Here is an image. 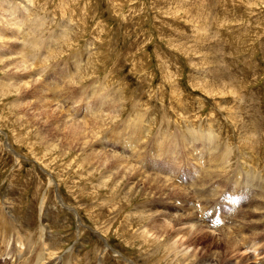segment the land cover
Instances as JSON below:
<instances>
[{"label":"rangeland","instance_id":"obj_1","mask_svg":"<svg viewBox=\"0 0 264 264\" xmlns=\"http://www.w3.org/2000/svg\"><path fill=\"white\" fill-rule=\"evenodd\" d=\"M13 61L44 84L36 96L14 87ZM40 105L106 119L94 142L68 145ZM94 143L191 194L132 187L90 161ZM182 210L233 238L215 264H264V0H0V264L43 262L45 245V264H193L151 229ZM211 234L199 258L219 252Z\"/></svg>","mask_w":264,"mask_h":264},{"label":"bare ground","instance_id":"obj_2","mask_svg":"<svg viewBox=\"0 0 264 264\" xmlns=\"http://www.w3.org/2000/svg\"><path fill=\"white\" fill-rule=\"evenodd\" d=\"M23 30H25V29H23ZM27 40L25 39V42H26ZM28 43V42H27ZM27 45V44H26ZM33 49V48H32ZM36 54V53H35ZM37 56V55H36ZM24 59V58H23ZM32 62V61H31ZM35 62V61H34ZM33 62V63H34ZM12 65L11 66H13V67H15L16 69H18V73H19V76H21L22 77V75H23V72L25 71V66H21V65H19L17 62H15V61H13L12 63H11ZM27 68L29 67V66H26ZM15 69V70H16ZM26 72H27V69H26ZM24 73L25 75H23V77L21 78V81H19V84H18V86L16 85V86H14V87H16L17 88V90H19V92L21 91V93L20 94H30V93H35V94H32V95H35L36 96V94H38V91H40L42 88H44L45 86H44V84L41 82V83H37V79H35V78H32V80H33V82H31V83H29V81H27L28 79H30L31 77H29L28 76V74L27 73ZM41 74V73H40ZM39 76V75H38ZM43 76V75H42ZM72 77V76H71ZM43 78H44V76H43ZM65 78H67V76L65 75ZM71 80V79H70ZM65 83V82H64ZM69 83V82H68ZM66 84V83H65ZM51 85V84H50ZM67 85V84H66ZM10 86V85H9ZM55 87L57 88V86L55 85ZM60 87V86H59ZM59 87H58V89H59ZM63 89V88H62ZM61 89V90H62ZM66 89H67V87H66ZM55 90V89H54ZM53 90V91H54ZM57 90V89H56ZM55 90V91H56ZM60 90V91H61ZM85 90V89H84ZM54 91V92H55ZM59 91V92H60ZM41 92V91H40ZM56 93V92H55ZM69 93V92H68ZM18 94V93H17ZM57 94V93H56ZM55 94V95H56ZM70 94V93H69ZM39 95H42V94H39ZM58 95V94H57ZM60 96V95H59ZM25 97V96H24ZM47 97V96H46ZM61 97V96H60ZM107 97H108V95H107ZM99 98V97H98ZM100 98H101V96H100ZM45 99H47V98H45ZM44 100V99H43ZM53 100H55V101H57L58 99L55 97V98H53ZM93 100V99H92ZM108 100V99H107ZM40 101V100H39ZM51 101V100H50ZM58 103H59V101H58ZM107 103V102H106ZM115 103V102H114ZM40 104V103H39ZM39 104H37V103H35L34 105H39ZM47 104V103H46ZM88 104V112L89 113H96V111H95V109H93L92 108V106H91V104L90 103H87ZM59 105H60V103H59ZM64 105V104H63ZM60 106H62V104L60 105ZM112 106H114V104L112 105ZM38 107V106H37ZM47 108V110L46 109H44L42 112H41V115L46 119V123L48 124V126H50V130L49 131H47L48 133V136L50 135V136H52V140L54 139L55 141H57V139H59L60 138V136H62V141L61 142H63V143H67L68 145H70L69 143H68V141H69V139H71V141H69V142H71L72 144H74L75 142L76 143H78L79 141H83V144L85 145V146H88L89 145V143H91L93 140H95L96 138H98V135L97 134H99L97 131V129H95V127L98 125L97 123L98 122H100V121H104L106 118H105V116H97V115H93L92 114V116H93V119H91V121L90 120H87V121H74V115L73 116H69L68 118H67V120H65L66 118H65V116L63 117V118H65V119H62L60 116L63 114V112H62V108H60V107H57L55 110H51L50 109V107H48V106H45V105H40V108ZM73 107V106H72ZM116 107V106H115ZM114 107V108H115ZM113 109V108H112ZM116 109V108H115ZM115 109H114V111H115ZM71 110V107L69 108V111ZM32 114V113H31ZM98 114V113H97ZM67 115V114H66ZM111 115V114H110ZM116 115V114H115ZM118 115V114H117ZM113 117V116H112ZM62 119V121H60V119ZM108 119H109V117H107ZM114 118V117H113ZM39 120V119H38ZM93 120V121H92ZM91 122H93L94 123V125L91 123ZM40 124V123H39ZM104 125V124H103ZM47 126V127H48ZM96 128H98V126L96 127ZM94 129H95V131H94ZM133 130V129H132ZM135 131H136V129H135ZM49 132H51V133H49ZM120 133V132H119ZM115 134V133H114ZM137 134V133H136ZM172 135V134H171ZM195 137H197L196 135H194ZM201 136V135H200ZM54 137V138H53ZM205 137V136H204ZM48 138V137H47ZM88 138H91L92 139V141L91 142H88L87 141V139ZM167 138V136L165 137V139ZM194 138V137H193ZM199 138V137H198ZM192 139V138H191ZM197 139V138H196ZM202 139L204 140V138L202 137ZM193 140V139H192ZM195 140V139H194ZM50 141H51V139H50ZM94 142V141H93ZM96 142V141H95ZM97 142H99V141H97ZM133 142V141H132ZM193 142V141H192ZM199 143H200V141H198ZM201 142H203V141H201ZM205 142V141H204ZM82 143V142H81ZM82 144V145H83ZM100 144H101V142H100ZM189 144V143H188ZM191 144H193V143H191ZM194 144H195V146H197L196 145V142L194 141ZM201 144V143H200ZM206 144V143H205ZM80 145V144H79ZM97 145H98V143H94V144H91L90 145V147H94L95 148V151H93L92 150V148H91V153H90V157H89V159H90V161L92 160H97V162L98 163H101V166H103V167H106L107 169H109L110 171H113L112 172V174L116 177V178H118V179H126L127 181H131V185H132V187L133 186H135V185H137L138 186V189H140V188H143V185H144V187H147L150 191H152L155 195H158V199H162V200H164V199H167L168 197H170V196H175L176 195V197H178V198H181V197H184L183 195H188V193H190L189 191L191 190V189H189V191L187 190V189H176V188H173L174 187V183L171 181V180H168V179H170L168 176V178H162V177H159V176H162V175H160L159 174V176L158 175H156V174H154V177H152V176H150V175H146V176H144L143 175V173L142 172H140L139 170H138V167H136V165H132L131 163H129L128 161H126V159L124 158V157H122V155H120V154H117V150H116V148L114 147V146H112V148L110 147V146H102V145H98L99 146V151H97V149H98V147H97ZM190 145V144H189ZM211 146V145H210ZM192 147V146H191ZM212 147H215L214 145H212ZM211 147V148H212ZM81 148V147H80ZM79 148V149H80ZM108 149V148H111V150H113V151H108V150H106V149ZM78 149V150H79ZM83 149V148H82ZM84 149H85V147H84ZM90 149V148H89ZM188 149H190V146L188 147ZM197 150V149H196ZM214 150V149H213ZM216 150H218V148L216 149ZM216 150H215V153H216ZM80 151V150H79ZM97 151V152H96ZM111 152V153H110ZM219 152H221V151H219ZM205 153H206V155L207 154H214V151H211L209 148H206V150H205ZM122 154V153H121ZM124 154V153H123ZM140 154V153H139ZM220 154V153H219ZM215 155V154H214ZM222 155V154H221ZM220 155V156H221ZM224 155H225V153H224ZM227 155V154H226ZM226 155H225V157H226ZM219 156V157H220ZM218 157V156H217ZM190 158V157H189ZM213 158V157H212ZM216 158V157H215ZM222 158H223V156H222ZM225 159V158H224ZM227 159V158H226ZM222 159L220 158V161H221ZM228 160V159H227ZM139 161V160H138ZM230 161V160H229ZM135 162V161H134ZM224 162H226V161H224ZM223 162V163H224ZM137 163V162H136ZM139 163V162H138ZM227 163V162H226ZM225 164V163H224ZM153 165H155V164H153ZM221 165H223V164H221ZM228 165H229V163H228ZM228 165H226V166H224V167H227ZM201 166V165H200ZM217 167V166H216ZM215 168V167H214ZM160 169H162V166L160 167ZM164 169V168H163ZM205 170V169H204ZM222 171H224V170H222ZM236 171V170H235ZM211 171H209V174H211L210 173ZM225 172H227V170L225 171ZM239 172V171H238ZM208 173V172H207ZM214 173V176H216L215 175V172H213ZM213 173H212V176H213ZM222 173V172H221ZM246 173V172H245ZM248 173H251L250 172V170H249V172ZM223 174V173H222ZM225 174V173H224ZM240 174V173H239ZM244 174V173H243ZM206 175H208V174H206ZM246 175L248 176V174L246 173ZM225 176V175H224ZM239 176V175H238ZM246 176V177H247ZM252 176H253V174H252ZM255 176V175H254ZM138 177H143L144 179H145V181L143 180L142 181V179L140 180V181H137V179H138ZM209 178H210V176H208ZM226 177V176H225ZM250 177V176H249ZM248 177V178H249ZM258 177V176H257ZM213 178H216L217 179V177H213ZM208 179V178H207ZM251 179H254V178H251ZM211 180H214V179H211ZM210 180V181H211ZM245 180V179H244ZM215 181V180H214ZM176 182V181H175ZM216 182V181H215ZM212 183V182H211ZM246 183V185L248 186V185H251L250 183L251 182H245ZM258 183V182H257ZM207 184V183H206ZM213 184V183H212ZM189 187V186H188ZM193 187V186H192ZM200 187L201 186H199V188L198 189H200ZM244 187V186H243ZM206 189V188H205ZM180 190V191H179ZM261 190V189H260ZM257 191V190H256ZM255 191V192H256ZM152 193V194H153ZM174 193V194H173ZM183 193V194H182ZM260 193H261V191H260ZM191 194V193H190ZM199 195H203V191L201 192V194H199ZM251 195V194H250ZM210 196L212 197V198H214L215 196H216V192H213V191H211L210 192ZM187 197H189V196H187ZM219 196L217 195V198H218ZM259 197H261V196H259ZM190 198V197H189ZM263 198V197H262ZM182 199V198H181ZM188 199V198H187ZM259 199V198H258ZM192 201V200H191ZM161 206V205H160ZM213 206V205H212ZM159 207V206H158ZM216 207V206H215ZM182 208H185L184 206H182ZM160 209V208H159ZM255 210H257V209H255ZM150 212V211H149ZM182 212L184 213V214H181V215H179V216H172V217H170L167 221H165V223L162 225V226H158V227H152L151 226V229H152V231H153V233L154 234H156V238L158 237V239H160L163 235L164 236H167L169 239H171V238H175V242H174V245H176L177 247H179V248H181L182 249V252L184 253V254H189V255H191V257H192V259L194 260V263L193 264H215V262L213 261V258H215V257H217V259L218 258H220L222 255H221V253H220V249L223 251H225V253L227 254V253H229L230 251L231 252H233V253H236V250L237 249H239V248H236L235 246V242H234V240H233V238H231L230 236H228V234L225 232V231H223V230H212V231H209V229H210V227L209 226H212L210 223H207L206 221H208L207 219H209L210 218V215L206 212V215L204 216V218H205V220L202 218V220L200 219V217H199V215H197V213L195 212V213H187L186 211H183L182 210ZM161 213H158V211H152L151 210V212L149 213V215H150V218H152L151 219V221L153 222V224H155V222H154V218H158V216L160 215ZM162 215H164V214H162ZM165 216V215H164ZM149 218V219H150ZM166 218V217H165ZM199 218V219H198ZM172 219V220H171ZM249 219V218H248ZM155 220H157V219H155ZM166 220V219H165ZM253 222V221H252ZM216 224V223H215ZM245 224H247V223H245ZM244 224V225H245ZM237 225V224H236ZM155 229H158L159 230V233H156V232H154V230ZM236 229H237V227H236ZM239 229V228H238ZM242 229V228H241ZM230 230V229H229ZM145 231V230H144ZM206 231H208V232H210V234L212 233H215V232H219V234H217V236L219 237L218 238V242H220L222 245H221V247H220V245L219 246H217V248H219V252L216 254V252H214L215 251V249H214V251H213V255H210V258H208V259H204V257L203 258H199L200 257V255H199V253H201V252H199V249H198V247H199V245H200V243L201 242H203L204 241V239H205V237H207V235H205V233H206ZM233 231V230H232ZM184 232H186V234H185V238H183L184 240H185V242L184 243H179V240L181 239L180 238V234H182V233H184ZM249 232H250V230H249ZM254 232V231H253ZM260 232V231H259ZM226 233V234H225ZM148 234V232L146 231V235ZM211 234V235H212ZM234 235V234H233ZM148 236V235H147ZM264 236V235H263ZM242 237V236H241ZM253 237V236H252ZM252 237H251V239H252ZM242 239V238H241ZM240 239V240H241ZM247 240V239H246ZM250 240V239H249ZM242 241H243V239H242ZM249 242V241H248ZM214 246L216 245V244H214V243H212ZM24 246V245H23ZM211 246V245H210ZM212 247V246H211ZM210 247V248H211ZM215 248H216V246H215ZM45 250L44 251H46L45 252V254H44V256H43V259L42 260H44L45 258H46V260L45 261H47L48 260V258H49V260H53L54 258H55V256L53 255V256H51V257H49L50 256V253H51V250L50 249H48L47 248V245H45V248H44ZM181 249H180V251H181ZM212 249V248H211ZM202 250V249H201ZM249 250V249H248ZM208 251V250H207ZM206 251V252H207ZM221 251V252H222ZM243 251V250H242ZM19 252V251H18ZM179 252V251H178ZM238 252V251H237ZM20 253H21V251H20ZM205 253V252H204ZM239 254H240V252H238ZM37 254V253H36ZM181 254V253H180ZM199 255V257H198V255ZM203 254V253H202ZM224 254V253H223ZM20 255V254H19ZM204 255V254H203ZM221 255V256H220ZM237 255V254H236ZM234 255V256H232V254H231V257L226 261V262H224L223 264H239V262H238V260H237V256H239V255ZM242 255V254H241ZM241 255H240V257H241ZM250 255V254H249ZM183 256V255H182ZM209 256V255H208ZM190 257V258H191ZM223 257V256H222ZM246 257V256H245ZM33 258V257H32ZM186 258H189V257H186ZM185 258V259H186ZM248 258V257H247ZM184 259V258H183ZM191 259V260H192ZM240 259V258H239ZM35 260H37L36 258L33 260L32 259V261L31 262H29V264H45V261H41V262H37V263H35ZM179 260H181V259H179ZM221 261V260H220ZM193 262V261H192ZM243 262V261H242ZM246 262V261H245ZM218 263H219V261H218ZM221 263H222V261H221ZM250 263V262H249ZM48 264V263H47ZM50 264V263H49ZM187 264V263H186Z\"/></svg>","mask_w":264,"mask_h":264}]
</instances>
